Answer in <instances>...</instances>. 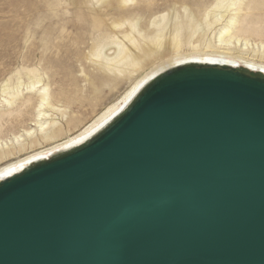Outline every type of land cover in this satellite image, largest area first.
Instances as JSON below:
<instances>
[{"label":"water","instance_id":"1","mask_svg":"<svg viewBox=\"0 0 264 264\" xmlns=\"http://www.w3.org/2000/svg\"><path fill=\"white\" fill-rule=\"evenodd\" d=\"M238 67L165 69L0 179V264H264V71Z\"/></svg>","mask_w":264,"mask_h":264},{"label":"rangeland","instance_id":"2","mask_svg":"<svg viewBox=\"0 0 264 264\" xmlns=\"http://www.w3.org/2000/svg\"><path fill=\"white\" fill-rule=\"evenodd\" d=\"M242 1L253 8L241 11L244 25L231 30L232 43L225 46L247 52V55L254 57L255 62L264 65V0H258L262 3L255 8L254 0ZM214 2L130 0L119 5L115 0H0V90L2 83L8 79L13 84L20 77L27 83L26 70H36L49 85L54 102L63 107L68 116H73L72 123L64 125L57 138L1 159L0 168L74 137L117 101L143 72L171 56L172 52L158 56L130 75L106 84L97 75L92 48L100 37H103V41L104 37L115 33L109 28L111 24L130 19L138 28L145 29L148 21L154 17L155 21L159 20L161 13L166 18L174 16L170 19L172 22L182 21L180 53H187L192 46L201 45L211 38L214 35L212 33H216L222 25L213 21L205 26L200 15ZM144 33L150 35L149 31ZM144 40L149 43V39ZM108 41L106 38L103 43ZM140 43L143 44V40ZM245 66V63H239L238 70L251 76L258 75ZM32 114L30 107L25 110L22 119L5 117L1 139L27 129Z\"/></svg>","mask_w":264,"mask_h":264},{"label":"bare ground","instance_id":"3","mask_svg":"<svg viewBox=\"0 0 264 264\" xmlns=\"http://www.w3.org/2000/svg\"><path fill=\"white\" fill-rule=\"evenodd\" d=\"M128 1L130 0H115V3L121 5ZM254 1L255 8L260 2L258 0ZM182 8L185 9V7ZM252 8L249 3H243L242 0H215L214 4L210 8L206 7L200 15L203 17L205 26L213 21L220 22L222 25L216 33H212L214 35L211 38L209 37L203 41L201 45L192 46L187 53H180L183 42L180 36L182 28L180 22L182 21L172 22L170 19L174 16L166 18L165 14L161 13L159 15L160 19L155 21L156 17H154L148 21L145 29L138 28L137 24L130 21V19H125L120 24L116 22L111 24L109 28L115 30V33L112 36H106L109 41L103 43L106 38L104 37L102 41L101 38L103 37H100L98 43L95 42L92 48L97 75L101 80L106 81V84L115 83L125 75H130L133 71L158 56L172 52L171 56L143 72L117 101L92 120L80 133L59 144L42 149L0 168V179L20 171L35 161L48 158L83 143L121 112L136 93L155 75L174 65L185 62H220L231 65L245 63L254 69L264 71V65L255 62L254 57H251L252 55H247V52L236 51L229 47V44L232 43L231 30L244 25L245 21L240 15L241 11H248ZM188 17L190 18V16ZM97 29L95 28V30ZM144 31H149L150 35H145ZM145 38L149 39V43L144 40ZM142 40L143 44L140 43ZM201 40H198V42L201 43ZM26 73L27 83H24L18 77L13 84L8 79L1 85L0 133L5 117L13 120L22 119L25 110L30 107L33 114L30 126L27 129H23L19 133H12L11 136L5 139L0 137V160L40 145L41 142L57 138L64 129V125L68 126L73 121V116H68L62 109L63 107L54 102L49 85L44 82L37 71L31 69L26 70ZM94 91L96 90L94 89ZM58 114L59 116H57Z\"/></svg>","mask_w":264,"mask_h":264},{"label":"trees","instance_id":"4","mask_svg":"<svg viewBox=\"0 0 264 264\" xmlns=\"http://www.w3.org/2000/svg\"><path fill=\"white\" fill-rule=\"evenodd\" d=\"M256 74H258L260 77H263V75H262V74H260V73H258V72H257ZM258 75H257V76H258Z\"/></svg>","mask_w":264,"mask_h":264}]
</instances>
